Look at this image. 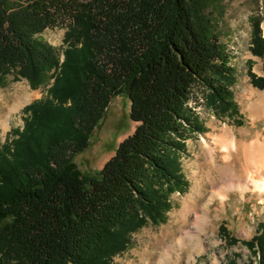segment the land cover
<instances>
[{"label":"trees","instance_id":"obj_1","mask_svg":"<svg viewBox=\"0 0 264 264\" xmlns=\"http://www.w3.org/2000/svg\"><path fill=\"white\" fill-rule=\"evenodd\" d=\"M212 4L0 0V88L16 72L38 89L55 71L48 96L24 108V128L0 141V264H114L133 234L166 222L171 197L189 187L186 143L206 132L189 107L195 90L224 116L237 108ZM61 26L63 62L37 39ZM252 52L264 58L259 23ZM123 95L136 129L100 172L83 176L74 160ZM242 243L257 260L243 264H264V223Z\"/></svg>","mask_w":264,"mask_h":264},{"label":"rangeland","instance_id":"obj_2","mask_svg":"<svg viewBox=\"0 0 264 264\" xmlns=\"http://www.w3.org/2000/svg\"><path fill=\"white\" fill-rule=\"evenodd\" d=\"M209 12L213 14L230 66L235 70L236 84L232 92L237 108L224 116L216 108L206 105L203 91L195 90L189 107L195 111L206 132L193 134L188 139L187 153L181 159L183 173L189 182L188 190L183 195L176 193L171 197L172 209L167 213L165 223L149 224L133 234L129 248L114 259V264H145L148 259L155 262L165 244L190 229L193 231L191 223L201 213L196 216L191 212L193 205L189 197L193 188L204 186L206 196L200 200L201 205L207 193L212 190L208 187L210 177L220 178L223 174L232 173V179L237 181L241 177L243 184L250 178L255 181L264 179V168L259 164V159L264 156V110L261 104H257L264 95V88L255 85L249 75L252 71L256 76L264 78V58L252 52L253 35L258 23L264 36V0H213ZM67 31L66 27L61 26L47 29L37 36L39 41L55 49L62 62L67 49ZM54 73H50L47 83L38 89H33L28 80L18 78L16 72L6 77L0 88V118L4 116L7 121L5 125L0 122L1 142L6 141L12 130L24 128V108L48 96L54 83ZM25 95L29 96V100L13 112L11 109L17 99ZM130 107V100L125 95L112 101L104 119L93 133L88 149L74 160L83 176L100 172L115 155L120 143L134 133L136 124L130 119ZM232 138L236 139V147L231 150L233 156L229 162L225 159L226 152H223L222 147L226 142L230 143ZM208 147L212 149L211 155L206 153ZM246 149H253L254 154L248 153ZM208 157H211L214 165H210ZM228 195L225 204L218 200L211 207L209 225L203 233V249L194 251V246L189 244L190 250L188 248L187 253L173 264H228L230 259L237 264L250 260L257 262L242 241L251 240L257 234L259 224L264 223V194L232 189ZM186 216L190 217L188 222H185ZM231 238L238 242H231Z\"/></svg>","mask_w":264,"mask_h":264},{"label":"bare ground","instance_id":"obj_3","mask_svg":"<svg viewBox=\"0 0 264 264\" xmlns=\"http://www.w3.org/2000/svg\"><path fill=\"white\" fill-rule=\"evenodd\" d=\"M27 100H29L28 95H25L23 97L18 98L16 104L13 106V108L11 110L13 112L18 111L27 102ZM257 104H259V105L261 104V106L264 110V95L261 97V100ZM256 107L259 108L260 106L257 105ZM0 122H3L2 124H4V125L6 124L7 121L4 119V116L3 117L1 116ZM235 142H236V139L232 138L230 143L226 142L222 147L223 152H226V156H225L226 161H229L231 159V157L233 156V154H232L233 152L231 150H233L234 147H236ZM252 148H253V146H252ZM211 150L212 149L210 147H208V149L206 150V153L208 152L211 155L212 154ZM246 151L252 155L254 154L253 149H246ZM210 158L208 157L210 165H214L213 161L210 160ZM259 164L261 167L264 168V156L259 159ZM211 170H213V168ZM225 170H226V168H225ZM213 172H215V171H213ZM208 173H210V172H208ZM211 175H213V174H211ZM233 176L234 175H232V173H229L226 175L223 174L220 178H217L216 176L215 177L209 176L210 177L209 179L211 180V182H210V186H208V187H210L212 190L209 193H207L208 195L205 198V200L203 201V203H201V205L199 204L200 200H202V198L205 195V190L203 189L204 186H202V187L197 186V187L193 188L192 194L189 197L191 204L194 207V209L192 207L191 212L193 214H195L196 216L199 213H201L197 216L195 221H193V223H191V227L193 226V228H194L193 231H190L191 230L190 229L188 232L182 233V235L180 234L181 236L180 237L178 236V238H176V240H174L168 244H165L162 251H160V253L158 252L159 255H157L158 256L157 259L154 260L155 262H152V260L148 259L149 261L146 262L145 264H173V263H176L177 261H179V259H181L184 256L185 253H187L188 248L190 250V247H188L189 244L194 246V247H192V250L201 251L204 247L203 233L206 232L208 225H209V220H210L211 211H212L211 207H212L213 203H215L218 200H220L222 204H225L226 200L229 197L228 194H229L230 190L237 189V190L242 191L243 193H246L247 191L253 190V191H259L261 194H264V179L262 181H255V180H252L250 178V180L247 183L243 184L241 182V179H242L241 177H238V180L235 181L234 179H232ZM191 204H189V205H191ZM188 213H189V211H188ZM188 217L189 216L185 217V222H188V220L190 218V217L189 218ZM174 258L176 259L175 261H174Z\"/></svg>","mask_w":264,"mask_h":264},{"label":"crops","instance_id":"obj_4","mask_svg":"<svg viewBox=\"0 0 264 264\" xmlns=\"http://www.w3.org/2000/svg\"><path fill=\"white\" fill-rule=\"evenodd\" d=\"M260 115V114H259ZM256 116H257V114H256Z\"/></svg>","mask_w":264,"mask_h":264}]
</instances>
